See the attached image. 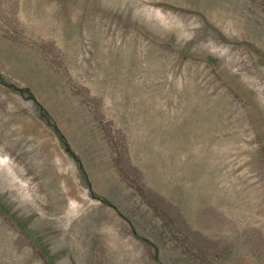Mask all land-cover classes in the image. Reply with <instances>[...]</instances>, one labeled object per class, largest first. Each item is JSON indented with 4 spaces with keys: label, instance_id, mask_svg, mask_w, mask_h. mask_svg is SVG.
Masks as SVG:
<instances>
[{
    "label": "rangeland",
    "instance_id": "1",
    "mask_svg": "<svg viewBox=\"0 0 264 264\" xmlns=\"http://www.w3.org/2000/svg\"><path fill=\"white\" fill-rule=\"evenodd\" d=\"M0 264H264V0H0Z\"/></svg>",
    "mask_w": 264,
    "mask_h": 264
}]
</instances>
